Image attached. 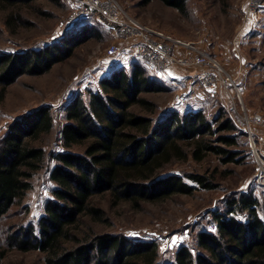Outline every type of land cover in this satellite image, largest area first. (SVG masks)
I'll return each mask as SVG.
<instances>
[{
	"label": "trees",
	"instance_id": "1",
	"mask_svg": "<svg viewBox=\"0 0 264 264\" xmlns=\"http://www.w3.org/2000/svg\"><path fill=\"white\" fill-rule=\"evenodd\" d=\"M36 1L0 0L11 9L6 24L17 25L20 8ZM160 1L187 13V0ZM79 28L44 48L0 53L1 98L18 77L46 73L100 32L92 25ZM162 84L144 61L133 60L113 68L101 79L100 89L89 92L88 99L77 95L66 107L61 129L66 150L48 155L56 161L50 174L56 187L37 229L33 223H16L9 217L32 189L35 173L45 165L47 151L36 142L53 130L54 117L51 108L43 105L9 125L0 139L1 258L15 248L43 253L44 264H264V218L254 193L232 198L226 213L215 214V231H198V251L182 245L168 263L161 262L155 240L97 232L91 225L106 217L97 195L109 194L116 204L131 202L141 208L145 202L190 195L200 187L214 188L212 181L199 173L188 175L197 185L178 173L162 174L166 165L175 159L186 160L189 153L197 161L209 153L218 154L224 163L244 160L242 151L229 147L238 144L237 136L221 133L237 130L229 118L221 121L219 117L213 128L203 111L182 115L173 110L154 126L150 114L156 111V102L142 93L165 90ZM217 133L216 141L205 137ZM187 144H192V151H186ZM76 147L80 150L75 151ZM240 211L247 212L244 220L235 215ZM3 222L11 228L4 236Z\"/></svg>",
	"mask_w": 264,
	"mask_h": 264
},
{
	"label": "rangeland",
	"instance_id": "2",
	"mask_svg": "<svg viewBox=\"0 0 264 264\" xmlns=\"http://www.w3.org/2000/svg\"><path fill=\"white\" fill-rule=\"evenodd\" d=\"M118 1L141 24L180 39L199 42L205 51L218 59L240 92L238 100H235L234 92L222 98L204 88L199 81L192 80L194 77L191 80L173 78L150 70L165 87L162 91L142 93L156 102L157 109L150 114L154 126L163 122L173 110L182 115L203 111L213 128L218 125L216 119L219 117L222 116L221 121L229 118L237 130L221 133L237 136L238 144L229 147L242 151L244 160L241 163H224L215 153H209L202 161L195 160L191 153L186 160L175 159L166 165L163 175L178 173L197 185L188 175L199 173L212 181L214 188L200 187L190 195L177 194L164 201L145 202L141 208H136L131 202L116 204L109 194L96 197L106 210V217L102 222H90L95 231L120 233L134 240H155L159 245L161 262L168 263L174 260L182 245L198 251V231H215L211 228V225H216L215 214L226 213L232 198L242 193H254L260 199L259 213L264 218V186L255 183L259 165L242 129L241 117L243 109L249 114L264 117V3L260 11L251 13L249 17L246 14L248 0H187V13L160 0ZM77 3L78 0H37L30 6H22L18 13L20 22L10 27L6 23L11 9L0 3V53L44 48L65 38L74 29L88 25L100 31L98 36L84 41L70 57L46 73L18 77L8 86L3 98L0 85V139L15 119L40 106H49L54 117L53 130L36 142L47 151L45 165L35 173L32 189L9 217L11 221L33 223L36 229L45 212V204L54 197L53 189L56 187L50 177L56 161L48 155L52 151L66 150L61 138L66 107L77 95L88 99L91 90L100 89V81L110 73L111 67L123 66L106 54L108 47L117 43V38L104 20L98 17L72 20ZM245 20L249 25L251 21L256 22V32L254 37L239 42L247 29L241 34ZM259 30L260 33L256 34ZM238 44L239 52L236 49ZM135 109L143 113V109ZM218 135L207 134L205 137L216 141ZM258 135L259 153H264V135ZM192 147V144H187L185 149L192 151ZM74 150L80 149L76 147ZM235 215L244 220L247 212L240 211ZM8 228L3 222V236L9 234L11 228ZM0 264H44V254L12 248L7 250L4 258L0 256Z\"/></svg>",
	"mask_w": 264,
	"mask_h": 264
},
{
	"label": "built area",
	"instance_id": "3",
	"mask_svg": "<svg viewBox=\"0 0 264 264\" xmlns=\"http://www.w3.org/2000/svg\"><path fill=\"white\" fill-rule=\"evenodd\" d=\"M263 3L264 0H248L246 14L250 17L251 13L260 11ZM90 17H98L112 28L117 43L110 45L106 52L112 61L128 64L133 60H142L157 74L173 76L181 75L183 69L199 67L194 77L204 88L222 98L234 92L235 100L239 99L240 92L234 80L226 74L218 59L205 51L199 42L180 39L141 24L126 12L118 0H78L72 20ZM248 26L245 20L241 34ZM241 117L242 129L259 165L255 183L264 186V153H259L256 140L258 134L264 135V117L249 114L244 109ZM211 228L215 230L216 226L211 225Z\"/></svg>",
	"mask_w": 264,
	"mask_h": 264
},
{
	"label": "crops",
	"instance_id": "4",
	"mask_svg": "<svg viewBox=\"0 0 264 264\" xmlns=\"http://www.w3.org/2000/svg\"><path fill=\"white\" fill-rule=\"evenodd\" d=\"M252 23H251V25H249L248 27H247V29H246V32L245 33H243L241 36H240V40H239V42H241V40H243V39H250V38H252V37H254V34H255V30H256V22H254V21H251ZM253 24V25H252ZM255 25V26H254ZM250 33V34H249ZM258 33H260V30H259V32H257L256 34H258ZM262 34L264 35V32H262ZM248 35V36H247ZM245 36H247V37H245ZM239 38V37H238ZM247 39V40H248ZM237 40V39H236ZM239 45L240 44H238V45H236L237 47H236V49L238 50L240 47H239ZM240 50V49H239ZM239 50H238V52H239ZM118 63H120V62H118ZM121 64H123V63H121ZM123 65H126V64H123ZM147 66V65H146ZM148 67V66H147ZM113 68H115V65L113 66V67H111V69L109 70V72L113 69ZM150 69V68H149ZM151 70V69H150ZM198 70H199V67H197V68H188V69H183L182 70V74L181 75H179V76H173V74H168L169 76H172L173 78H186V80L188 79V80H191V77H194L195 75H196V73L198 72ZM152 71V70H151ZM192 80H195V77L192 79Z\"/></svg>",
	"mask_w": 264,
	"mask_h": 264
}]
</instances>
